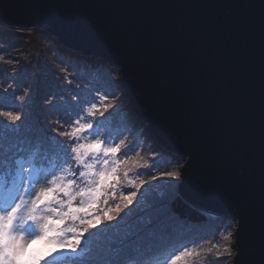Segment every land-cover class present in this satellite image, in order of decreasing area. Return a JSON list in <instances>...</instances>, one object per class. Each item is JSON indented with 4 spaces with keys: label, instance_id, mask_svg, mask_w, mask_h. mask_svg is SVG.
Returning <instances> with one entry per match:
<instances>
[{
    "label": "water",
    "instance_id": "water-1",
    "mask_svg": "<svg viewBox=\"0 0 264 264\" xmlns=\"http://www.w3.org/2000/svg\"><path fill=\"white\" fill-rule=\"evenodd\" d=\"M44 2L0 0V26L42 31L68 52L118 66L128 107L155 144L191 146L172 203L181 219H230L220 184L236 176L234 161L242 159L252 178L241 188L250 211L238 243L258 246L264 0H58L81 6L63 17L44 14Z\"/></svg>",
    "mask_w": 264,
    "mask_h": 264
},
{
    "label": "snow or ice",
    "instance_id": "snow-or-ice-1",
    "mask_svg": "<svg viewBox=\"0 0 264 264\" xmlns=\"http://www.w3.org/2000/svg\"><path fill=\"white\" fill-rule=\"evenodd\" d=\"M39 7L46 15L63 17L69 15L70 9L81 6L47 0ZM261 27L264 32V5ZM117 67L112 65L107 71L111 94L97 89L98 98L89 99L91 93L74 96L75 107L65 111V119L54 122V135L48 134L46 142L40 129H35L40 143L32 151L26 147L32 143L30 136L10 147L3 143L5 132L19 133L24 123L23 109L15 107L14 102L23 104L25 97L0 98V264H160L156 254L170 245L173 248L163 264H178L199 255L195 251L198 241L174 246L181 221L170 206L150 215L147 221L122 224L137 192L146 183L132 179L130 173L147 165L141 162L139 141L128 143L124 132L130 133L131 129L126 127L119 133L111 130L110 117L114 120L123 106L119 96L123 91L122 73L117 72ZM3 91L8 93L9 88ZM155 151L171 156L175 163L177 170L164 173L166 178L182 181L189 173L192 150L188 142H158ZM41 153L46 163H37ZM233 166L236 176L220 184L232 222L222 237L228 245L224 251L236 256L234 264H264V150L258 246L252 241L238 243L247 230L250 211L241 188L250 183L252 172L242 159L234 161ZM125 182L136 191L121 194L119 203L109 206V197L115 200L117 189ZM97 230L105 235L101 243L93 244L91 238L97 236Z\"/></svg>",
    "mask_w": 264,
    "mask_h": 264
},
{
    "label": "trees",
    "instance_id": "trees-1",
    "mask_svg": "<svg viewBox=\"0 0 264 264\" xmlns=\"http://www.w3.org/2000/svg\"><path fill=\"white\" fill-rule=\"evenodd\" d=\"M10 42H16L18 46L11 48L9 46ZM108 69L105 64L99 61L81 57L59 47L55 41L47 37L42 31L22 32L0 26V98L5 95L10 97L23 95L25 97L23 104L14 102V106L23 109L25 114V120L22 124L23 131L19 135L32 137V143L26 146L28 151L34 150L40 143L38 134L35 132L37 127L44 134L43 139L45 142L48 134L54 135V133H51V129L56 127L54 122L66 118L65 111L69 110L68 106L75 107L74 96L84 97L91 93L89 99L92 96L98 98L97 89L100 90V93L107 91L111 94L113 89L109 88L106 83ZM68 80H71L72 83L69 84ZM4 88H9L8 93H4ZM119 96L120 100L123 101V106L114 120L110 117L111 130L115 132L121 127L128 128L131 124L133 127H131V132L128 133L130 135L135 134L136 141H139L141 137L147 144L149 143L146 148H140V153L147 156L145 150L156 149L157 145L146 128L144 126L140 127L139 122L132 118L124 91H121ZM53 98V103L49 104L48 101ZM107 102L112 103L111 100ZM84 107H87V105H84ZM63 112L64 115L61 116ZM105 115L107 116L108 113H105ZM122 131L124 130L121 129L119 132ZM9 134L8 132L4 133L6 137L3 142L5 147L19 143L20 136L15 135V140L12 142L8 137ZM140 142L143 146L144 142L141 140ZM128 143H132V141L128 140ZM130 155H134V153H130ZM41 156L42 153L37 156V163H46ZM154 157L158 161L155 162V166L154 164H146L147 167L145 168V174L149 178L153 177L151 180L141 175L140 170L134 169L130 173L132 179L137 182L144 180L146 183L137 192L131 209L127 210L129 216L122 224L135 223L140 220L147 221L150 215L163 211L169 206L172 207L173 200L178 196L177 185L180 182L164 176L165 171L175 164L172 157L161 156L158 152ZM140 159L142 163H147L144 156ZM137 171H139V175L136 174ZM143 176L147 179H144ZM162 176L163 180L157 182L155 187L152 188L151 181ZM133 191H136V189L125 182L117 189L115 200L109 197V206L119 203L121 194H128ZM179 219L181 225L177 229L175 247L193 241L200 242L199 246L204 245L202 243L209 242L211 238L205 233L213 229L214 232L220 235V242L222 243L219 251H217V260L213 264H218V261H221L222 264H232L234 255H229L224 251V248L228 245L222 238L227 233L230 223H232L231 219L212 215H206L205 221L200 223H192L180 217ZM104 235L105 232L97 230V236L91 238L93 244L101 243ZM172 248L173 245H170L164 251L157 253L155 259L163 264ZM178 264L182 263L178 262ZM200 264H212V262L207 260Z\"/></svg>",
    "mask_w": 264,
    "mask_h": 264
},
{
    "label": "rangeland",
    "instance_id": "rangeland-1",
    "mask_svg": "<svg viewBox=\"0 0 264 264\" xmlns=\"http://www.w3.org/2000/svg\"><path fill=\"white\" fill-rule=\"evenodd\" d=\"M22 32H30V31H22ZM9 46L11 48H16L18 46V44L16 42H10L9 43ZM68 108L69 109H73L74 107L73 106H68ZM62 115H64V112L61 114V116ZM131 116H132L133 119H135L132 113H131ZM131 127H133V126H131V124H129L128 128L131 129ZM121 129L124 130L125 128L124 127H121L119 129H117V131H115V132L118 133ZM22 131H23V127L21 126V129H20L19 133H15V134L14 133H10L8 135V137L12 140V142L15 140V135L20 136L19 138L21 139V138L24 137V135H19L20 132H22ZM124 134L128 136V140L129 141H132V142L136 141V135L135 134L130 135L128 132L127 133L124 132ZM140 140L144 142L142 148H146V146L149 143L147 144L145 142V140L142 139L141 137H140ZM140 140H139V143L141 144ZM150 141H152V140H150ZM138 151H140V149ZM145 153H146L147 156H145L143 153H140V157L144 156L147 159V163H145V164H153L154 158L157 157V156L154 157L155 154H157V152L155 151V149H151V151L149 149H146L145 150ZM156 160L157 159H155V162H158ZM139 170L141 172V175H144V176L148 177L147 174H145V172H146L145 168H142V169H139ZM176 170L177 169L175 167V164H173V166H171L169 169H167L165 171V173L166 172H170V171H176ZM146 177H144V179H147ZM152 178L153 177H150L149 179L151 180ZM160 180H163V176L156 178L154 181H151L152 188H154L155 185L157 184V182H159ZM177 187H178V185H177ZM174 200H173V202H174ZM186 231H187V228H186ZM205 235L210 236L211 238H210L209 242L202 243L204 245H201V246H199L198 248L195 249V251L198 252L199 255H193L191 257H187L185 259V261L181 262L182 264H200L202 262H206L207 260H211L212 264L216 262V260H217V254H218L217 251H219V249H220V247L222 245V243L220 242V235L217 234L216 232H214L213 229L209 230L207 233H205ZM217 235H219V236L218 237H215ZM216 243H217V247L215 248ZM218 262H219L218 264H222L221 261H218Z\"/></svg>",
    "mask_w": 264,
    "mask_h": 264
}]
</instances>
